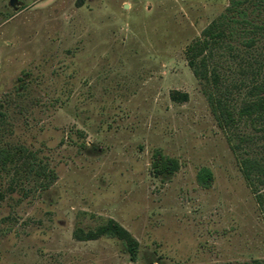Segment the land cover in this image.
I'll use <instances>...</instances> for the list:
<instances>
[{
  "label": "rangeland",
  "instance_id": "1",
  "mask_svg": "<svg viewBox=\"0 0 264 264\" xmlns=\"http://www.w3.org/2000/svg\"><path fill=\"white\" fill-rule=\"evenodd\" d=\"M10 2L0 0V146L34 150L55 178L0 172V264L264 262V214L239 164L264 161V129L221 128L185 57L229 0ZM226 42L218 89L240 109L264 80V33ZM231 136L246 139L238 150ZM156 153L179 169L157 173ZM109 218L136 256L117 238L75 237Z\"/></svg>",
  "mask_w": 264,
  "mask_h": 264
},
{
  "label": "trees",
  "instance_id": "2",
  "mask_svg": "<svg viewBox=\"0 0 264 264\" xmlns=\"http://www.w3.org/2000/svg\"><path fill=\"white\" fill-rule=\"evenodd\" d=\"M253 1L257 2L258 14L251 17L245 4ZM260 5L263 12L258 7ZM262 33H264V0H229L226 9L202 30L201 37L193 40L185 49L188 65L200 80L212 113L218 125L224 130L233 129L243 119H249L255 128L264 129V80L255 85L257 93L252 104L236 109L228 102L227 95L223 96L219 92L218 72L213 61L215 51L230 46L226 42L229 38L240 39L242 44L252 46L255 36ZM245 140L241 136L229 137L234 151L238 150ZM239 164L264 214V192L258 188V184L264 186V161L256 157L243 156L239 158ZM153 166L157 173H173L180 165L177 159L156 153ZM0 172L32 175L45 186L55 178L54 171L45 165L34 150L10 144L0 146ZM211 177L212 172L208 168H202L197 175L201 185H208ZM103 236L121 240L132 257L137 255V241L128 230L112 218L102 221L94 228L88 230L77 228L75 231V237L80 240H92ZM248 264H264V262L254 259Z\"/></svg>",
  "mask_w": 264,
  "mask_h": 264
},
{
  "label": "water",
  "instance_id": "3",
  "mask_svg": "<svg viewBox=\"0 0 264 264\" xmlns=\"http://www.w3.org/2000/svg\"><path fill=\"white\" fill-rule=\"evenodd\" d=\"M14 2H15V0H11V2H10V3H11V4H13Z\"/></svg>",
  "mask_w": 264,
  "mask_h": 264
}]
</instances>
